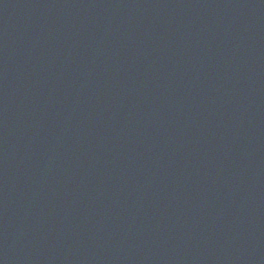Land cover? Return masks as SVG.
I'll return each instance as SVG.
<instances>
[{
	"label": "water",
	"instance_id": "95a60500",
	"mask_svg": "<svg viewBox=\"0 0 264 264\" xmlns=\"http://www.w3.org/2000/svg\"><path fill=\"white\" fill-rule=\"evenodd\" d=\"M137 264H264V0H192Z\"/></svg>",
	"mask_w": 264,
	"mask_h": 264
}]
</instances>
